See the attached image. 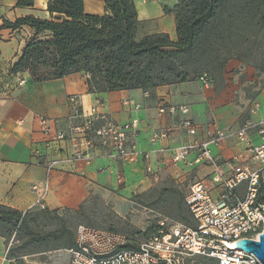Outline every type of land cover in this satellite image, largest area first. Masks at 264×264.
Listing matches in <instances>:
<instances>
[{
  "label": "crops",
  "instance_id": "obj_1",
  "mask_svg": "<svg viewBox=\"0 0 264 264\" xmlns=\"http://www.w3.org/2000/svg\"><path fill=\"white\" fill-rule=\"evenodd\" d=\"M22 1L25 3L20 4ZM48 1L0 0V204L21 212L35 209L39 203L49 210H76L90 197L97 196L112 203L118 212H124L128 209L124 203L132 193L148 190L164 176L181 181L192 178L190 184L202 180L217 198L220 188L211 181L215 165L194 164V152L186 162L174 163L173 150L202 141L207 130L235 131L247 121H257L264 114V89L252 98L244 94L245 86L258 83L255 69L229 59L220 85L211 77L208 86L192 78L150 91L111 92L90 91L85 72L46 81H36L28 71L10 74L26 44L50 40L51 34L36 35L28 26L13 29L6 23L27 16L65 20L63 15L48 12ZM178 1L134 0L140 25L138 36L166 34L175 42L173 9ZM83 11L86 15L102 16L104 3L83 0ZM21 79L23 84L18 83ZM69 96L78 98L85 112L103 102V111L117 124L136 121V127L127 134V147L134 152L132 161H120L101 149L93 151L88 159L65 161L69 144L56 141V134L68 128ZM169 106H185L188 112L160 113L161 108ZM183 120L194 124L195 135H189L181 126ZM249 141H259L255 132ZM245 147L227 139L211 146L210 151L226 171L225 163L244 153ZM55 160L59 163L48 171L46 163ZM237 194L242 197L244 187H239ZM6 248L4 238L0 237V264H13L5 257Z\"/></svg>",
  "mask_w": 264,
  "mask_h": 264
},
{
  "label": "built area",
  "instance_id": "obj_2",
  "mask_svg": "<svg viewBox=\"0 0 264 264\" xmlns=\"http://www.w3.org/2000/svg\"><path fill=\"white\" fill-rule=\"evenodd\" d=\"M198 81L203 86L211 83L206 74L201 75ZM18 83L23 84L24 80ZM67 101L71 110L68 128L56 134V141L69 144L65 161L88 159L93 151L99 149L123 162L133 160L134 152L127 147V134L136 127L135 120L120 125L103 111V102H97L85 112L75 96H69ZM165 111L185 115L188 109L185 106L160 109V113ZM256 111L257 108L253 113ZM181 126L189 135L197 132L190 120H183ZM47 131L45 129L46 135ZM254 132L259 141L251 144L249 136ZM227 139L246 147L244 153L225 163V171L213 158L210 147ZM193 152L196 154L194 164L215 165L211 181L220 188V194L214 198L211 188L202 180L190 184L183 197L190 225L172 222L165 233L161 231L135 249L119 248L112 236L79 227L74 246L66 250L67 264H193L197 259L211 260L215 264H260L252 253L237 247V242L242 239L258 241L263 232L264 114L257 121H247L235 131H205L202 141L173 150V162H186ZM58 163L57 160L48 161L47 170H52ZM239 187H244L242 197L237 194ZM36 208L45 209L42 203ZM159 225L163 229L164 221ZM8 251L9 247L5 250L6 258Z\"/></svg>",
  "mask_w": 264,
  "mask_h": 264
},
{
  "label": "trees",
  "instance_id": "obj_3",
  "mask_svg": "<svg viewBox=\"0 0 264 264\" xmlns=\"http://www.w3.org/2000/svg\"><path fill=\"white\" fill-rule=\"evenodd\" d=\"M102 1L105 9L102 16L84 14L83 0H49L48 12L63 15L65 20L27 16L6 23L13 29L28 26L36 35L51 34L50 40L26 44L10 74L28 71L36 81H46L85 72L89 76L90 91H150L188 80L189 72L178 71L179 68L193 61L209 27L227 4L244 3L254 7V12L260 16V27L264 24V0H179L173 9L177 38L173 42L166 34L138 36L140 25L134 0ZM232 55L230 53L224 60L223 66ZM41 69L48 71L43 77L39 75ZM59 212L46 208L21 212L0 204V237L8 246L13 236L7 258L13 260V264H23L21 256L13 253L14 249L25 250L38 242L46 243L56 235L55 231H50L42 237L30 228V224H35L40 217L58 216ZM74 244L75 238L68 232L63 245L70 249Z\"/></svg>",
  "mask_w": 264,
  "mask_h": 264
},
{
  "label": "rangeland",
  "instance_id": "obj_4",
  "mask_svg": "<svg viewBox=\"0 0 264 264\" xmlns=\"http://www.w3.org/2000/svg\"><path fill=\"white\" fill-rule=\"evenodd\" d=\"M253 8L244 3H230L223 7L218 19L209 27V33L199 44L193 61L178 71L189 72L188 79L206 73L220 85L224 60L231 53L230 59L246 63L255 69L259 77L258 83L244 87L245 96L252 98L259 94L264 89V24L260 27V16ZM47 72V69H41L39 75L43 77ZM191 181L192 178L181 181L164 176L148 190L132 193L124 203L128 209L120 213L112 203L92 196L74 211H60L58 216L40 217L35 224H30V228L42 237L50 231H55L56 235L46 243L38 242L25 250L14 249L13 253L21 256L23 264H67L68 249L63 243L68 232L76 239L79 227L112 236L119 248L135 249L158 236L161 231L165 233L172 222L191 224L183 203ZM161 221L165 223L163 229L159 227ZM12 239L13 236L9 239V248ZM196 261L198 264H215L203 259Z\"/></svg>",
  "mask_w": 264,
  "mask_h": 264
},
{
  "label": "water",
  "instance_id": "obj_5",
  "mask_svg": "<svg viewBox=\"0 0 264 264\" xmlns=\"http://www.w3.org/2000/svg\"><path fill=\"white\" fill-rule=\"evenodd\" d=\"M237 247L247 253H252L260 261V264H264V224L263 232L260 234L258 241L242 239L237 242Z\"/></svg>",
  "mask_w": 264,
  "mask_h": 264
}]
</instances>
